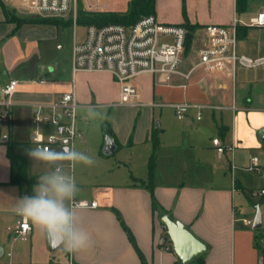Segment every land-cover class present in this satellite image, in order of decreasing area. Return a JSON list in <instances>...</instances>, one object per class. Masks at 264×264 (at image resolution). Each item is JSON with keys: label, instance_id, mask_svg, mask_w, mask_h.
Instances as JSON below:
<instances>
[{"label": "crops", "instance_id": "1", "mask_svg": "<svg viewBox=\"0 0 264 264\" xmlns=\"http://www.w3.org/2000/svg\"><path fill=\"white\" fill-rule=\"evenodd\" d=\"M2 1L16 14L32 15L26 7L27 0ZM81 2L88 11L109 10L105 0ZM77 8L78 5L65 16L74 19ZM260 12H264V2L243 16L236 12V0H156L155 4L159 22L197 26L189 49L185 48L184 71L198 62L199 51L207 45V26L231 25L237 21L238 34L251 39L250 29L264 31V27L250 25L251 19ZM9 19L0 8V90L10 79L19 81L12 98L15 105L11 119L3 124L0 133V219L4 218L0 221V242L6 237L10 240V229L20 220L17 213L6 211L2 195L3 187L11 185L12 172L3 137L10 134L11 140L16 142L15 153L27 156L29 166L31 157L18 150L25 141L20 139L16 126L23 118L29 119L31 135L32 117L38 105L53 104L62 94L75 90L81 113L89 106L99 109L121 107L116 105L118 84L109 73L79 72L73 75L72 54L69 64L65 65L59 52L50 55L51 60L56 58V61L49 62L48 57L41 61L42 56L39 58L36 51L40 46L38 41L48 37L44 32H31L35 28L54 29L53 36L58 39L60 26L24 24L17 28ZM76 41L74 36L73 45ZM260 43L258 38L256 50L245 53L247 51L241 49V55L252 58L264 55ZM248 70V73L241 72L239 82L235 81L238 71L232 80L221 73L202 69L190 79L173 76L167 80L164 76L147 73L134 79L139 91V105L134 107H141L143 111L126 118H114L111 127L117 148L109 156L115 158L103 162V181L94 183L88 194L80 189L74 198L77 202H97L94 208L75 206L74 209L78 227L90 236L91 247L77 252L64 250L63 259H50L45 263L32 254L29 259L35 261H20L19 254L11 251L8 262L1 264L65 263L70 257L74 264H178L172 251L161 245L164 238L161 213L153 210L150 192L143 186L134 185V181L148 179V160L152 153L150 135L156 128L155 109L174 108L179 94L190 97L191 102L184 103L202 106L199 109L201 115L204 109L209 110L210 118L205 120L201 116L198 120L200 113H197L189 124L178 123L172 127L169 141L160 140L154 186L163 213L185 224L206 245L205 264H264L261 253L264 252V142L259 135L264 128V66ZM217 111H221L220 114ZM5 124H8L7 130ZM219 126L226 128L225 133L219 134ZM157 128L160 139L166 129L160 124ZM26 143L31 144L30 136ZM82 143L90 145L87 140ZM232 144L233 152L218 151V147ZM254 157L259 159L261 173L250 169ZM28 174L40 176L32 170H28ZM257 208L262 217L259 229L253 228ZM116 213L134 236L142 258ZM244 219H250L252 226H246ZM30 223L32 232L28 239L34 241L37 227Z\"/></svg>", "mask_w": 264, "mask_h": 264}, {"label": "built area", "instance_id": "2", "mask_svg": "<svg viewBox=\"0 0 264 264\" xmlns=\"http://www.w3.org/2000/svg\"><path fill=\"white\" fill-rule=\"evenodd\" d=\"M78 0H27L26 7L32 14L63 17L73 8ZM76 26V17H74ZM251 26L264 27V12L251 19ZM207 45L199 51L198 62L188 71L183 70V58L188 31L182 24H163L155 15L143 17L130 26L110 24L103 27H86L82 41L74 42L72 48V72H105L112 75L119 87V99L116 105H139V91L133 80L142 74L164 76L169 80L173 76L190 79L199 69L218 72L234 80L238 68L255 69L264 66V55L252 58L240 55L237 50V21L231 25H210L206 27ZM167 38H170L168 41ZM161 39H166L161 41ZM44 83V80H39ZM19 81L10 79L0 90V133L2 124L11 119L15 105L12 98ZM79 102L75 90L62 94L59 100L49 105H38L34 122L43 125L45 130L37 129L30 135V143L62 152L64 146L73 149L76 139L82 140L83 134L76 124ZM175 113L179 120H184L192 108L201 109L200 105L188 103L175 104ZM44 111V115L42 112ZM201 119V113L197 116ZM233 152L234 144L218 147L220 153ZM262 172L259 159L254 157L250 167ZM264 193V191L262 192ZM77 207L97 206V202L75 201ZM20 216V215H19ZM246 226H252L250 219H244ZM32 232L30 220L20 216L16 227L10 229L13 241H26ZM161 245L173 251L171 242L165 238ZM11 257V253H8ZM1 264V263H0ZM74 264L68 258L65 263ZM181 264V263H178Z\"/></svg>", "mask_w": 264, "mask_h": 264}, {"label": "rangeland", "instance_id": "3", "mask_svg": "<svg viewBox=\"0 0 264 264\" xmlns=\"http://www.w3.org/2000/svg\"><path fill=\"white\" fill-rule=\"evenodd\" d=\"M105 2L108 5L109 10L108 11H114V12H126L128 10V3L127 0H105ZM254 2V3H253ZM263 0H250L248 9L240 14V16H243V14H248L251 10L256 9V6L260 3H262ZM37 15V14H32ZM18 16H22L19 15ZM40 16V15H39ZM61 19L66 20L69 18V16H63L60 17ZM39 25V24H38ZM249 26V24H248ZM249 29V28H248ZM53 30L50 28L38 29L35 28V31L31 32L32 34H37L39 32H44L46 37L48 38H41L42 40L38 41L39 48H37V55L40 58L42 56V60L45 57L49 58V62L51 60L50 55L54 54L55 52H59L61 54V60L63 64H69L71 54H72V46L74 41V36L78 39V41H82L85 36V28L84 26L80 25H70L67 27H60L57 29L58 31V39L53 36ZM249 32V38L247 36L239 35L237 38V50L238 53L241 55L244 51H247L245 53H248V51L254 52L256 50L257 39L260 38V45L261 47H264V31H260L258 28H252ZM55 38V39H54ZM166 39H161V41H165ZM169 41L170 38H167ZM62 47L59 49V47ZM47 59V58H46ZM48 61V60H47ZM51 61H56V58H52ZM242 69V70H241ZM238 77L235 78V81L240 80L241 72H249L248 69L238 68ZM175 100L178 102V104L184 103V102H191L190 97L188 98L182 94H179L178 97ZM98 110L102 112H106L107 116L109 117L107 120L104 121H97V122H85V119L83 118V113L80 112V110L77 111V120L76 124L78 128H80L83 139L79 140L76 139L74 142L73 148L77 151L85 152L95 158L96 163L89 167L85 166L83 164H77L74 168L71 167L68 162H63V168L64 171L69 173V175H72L75 178L76 184L78 189H82L85 194H88L91 192L94 183H97V181H103L101 180L105 176V166L103 164L106 160H114L115 156H107L103 153L104 145H105V136L103 133V125L108 123L110 126L112 125L115 117L120 118H126L130 115H133L137 112H142L143 109L141 107H131L130 105H123L119 108L117 107H111L106 109H99ZM221 111H217V114H220ZM197 113H200L199 109H192L189 111L188 115L189 118H185L184 120H179L175 114L174 108L171 107H164L162 109H155V116H156V123H159L163 129H166V133H162L160 135V140L169 141L171 136V130L172 127H176L177 124L186 125L189 124V122L197 115ZM44 115V111L42 112ZM203 119L207 120L210 118L209 116V110L204 109L203 113L201 115ZM220 116V115H219ZM188 117V116H187ZM19 125V126H18ZM16 128L19 130V137L22 141H25L22 143L20 148L18 150L28 152L29 149L35 148L36 146L33 144L28 145L26 143V140L30 136V121L29 119L23 118L18 124ZM229 125L232 124L229 123ZM3 126V124H2ZM34 126V127H33ZM43 127V125H39L34 122V116L32 117V132L35 130ZM4 128L7 130L8 124L4 125ZM88 141L89 146L82 145L83 141ZM29 157V155H28ZM257 157H260V155L257 153ZM53 169V166L44 164L40 161H36L33 158H29V166L28 170L29 172L35 171V173H38L39 175H43L44 173L51 171ZM36 185V184H35ZM34 185V186H35ZM34 188V187H33ZM26 188L25 186H16V185H9L7 187H3L2 189V195H4V201H5V207L7 208L6 211H10V213L16 214L14 211V208L16 206V201L18 198L25 196ZM4 218L2 217L0 221H3ZM0 246L4 248L5 254L0 258V263L8 262V253L12 251L13 254H19V256L22 258L20 261H35V259H29L30 255L32 254L33 257H38V261L45 263L48 262L50 259H56L61 260L64 258V247L61 246L56 251H51L48 242H47V236L37 228V235L35 240L33 241L32 238H29L27 241H23L20 239H17L16 241L12 240V237L10 236V240L5 238V240H2L0 242ZM172 254L176 257L174 251H172ZM177 258V257H176ZM27 259V260H26ZM191 264H197V260L192 262Z\"/></svg>", "mask_w": 264, "mask_h": 264}, {"label": "clouds", "instance_id": "4", "mask_svg": "<svg viewBox=\"0 0 264 264\" xmlns=\"http://www.w3.org/2000/svg\"><path fill=\"white\" fill-rule=\"evenodd\" d=\"M83 118L97 122L109 117L106 112L89 106L83 110ZM27 154L36 161L53 166V169L39 176L33 188V195L17 199L14 211L30 220L51 242L62 245L67 252L91 247V238L78 227L74 210V198L79 189L75 178L64 171L63 162H68L73 168L77 164L91 167L96 163L95 158L74 148L58 152L35 147L29 149Z\"/></svg>", "mask_w": 264, "mask_h": 264}, {"label": "trees", "instance_id": "5", "mask_svg": "<svg viewBox=\"0 0 264 264\" xmlns=\"http://www.w3.org/2000/svg\"><path fill=\"white\" fill-rule=\"evenodd\" d=\"M264 2V0H263ZM250 0H236V12L239 14L244 13L249 7ZM155 4L156 0H129L128 10L126 12H113V11H88L84 8L81 0H78V8L76 13V25L89 26L95 25L97 27H103L110 24H119L124 26H130L138 22L140 19L146 16L155 15ZM0 8L3 10L4 14L7 16V20L14 22L16 27L19 28L24 24H44V25H54L60 27H67L70 25H75L73 17H69L66 20L60 17L53 16H39V15H28V16H18L15 10H8L6 5L2 0H0ZM185 13V12H184ZM183 25V24H182ZM188 31L186 38V49L188 50L193 39L194 31L196 30V25L185 24L184 25ZM239 26H237V36H239ZM219 134H223L226 128L223 126L218 127ZM159 128L152 130L150 135V143L152 145V153L148 160V179L145 180H135L134 185H140L148 189L151 194L153 210L159 213H163L156 195L154 186V176L156 169V161L158 156V150L160 148L159 139ZM103 133L105 138L107 136L114 139V133L112 127L106 123L103 125ZM115 141V139H114ZM16 142L12 141L10 134L8 135V140L5 145L7 148V157L11 163V178L10 184L16 186H25L26 190L24 195H33V187L37 183V176H29L28 174V158L25 155H18L14 151V146ZM117 214L128 238L135 248L138 255L142 258V253L136 243V240L130 230L124 224L121 216ZM172 219V218H171ZM163 237L166 241L170 242L168 234L164 231ZM263 257L264 252L261 251ZM180 263V262H179ZM197 264H205L204 255L197 258Z\"/></svg>", "mask_w": 264, "mask_h": 264}, {"label": "water", "instance_id": "6", "mask_svg": "<svg viewBox=\"0 0 264 264\" xmlns=\"http://www.w3.org/2000/svg\"><path fill=\"white\" fill-rule=\"evenodd\" d=\"M156 127L159 123L155 124ZM260 139L264 142V128L260 130ZM7 136H4L2 141L6 142ZM117 148L115 141L112 137L107 136L105 138V145L103 153L105 155L112 154ZM66 149H70L67 146L61 148L62 152ZM160 222L163 231L168 234L169 240L173 246V251L181 264H191L197 258L204 255L207 251L206 245L196 238L187 228L185 224L180 221H174L171 219L170 215L161 213ZM262 226L261 211L257 208V213L254 218L253 228L259 229ZM48 244L52 251L58 250L62 245L55 244L51 242L48 238ZM4 254V248L0 246V258Z\"/></svg>", "mask_w": 264, "mask_h": 264}]
</instances>
